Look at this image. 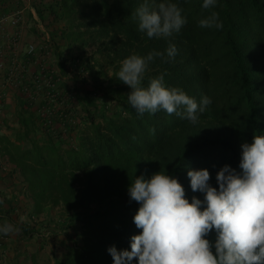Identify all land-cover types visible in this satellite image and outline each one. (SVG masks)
<instances>
[{"label": "trees", "instance_id": "16d2710c", "mask_svg": "<svg viewBox=\"0 0 264 264\" xmlns=\"http://www.w3.org/2000/svg\"><path fill=\"white\" fill-rule=\"evenodd\" d=\"M142 2L0 0V17L31 5L20 44L30 75L19 83L8 79L9 67L0 72V169L16 189H0V223L19 227L0 235V264L4 256L12 264H113L107 249L131 250L141 231L133 221L139 204L128 194L136 176L167 172L190 202L203 199L192 191L188 170L207 168L218 188L217 171L225 164L239 171L241 145L264 133V0H218L209 9L203 0H173L187 22L168 38L139 31L134 14ZM213 11L222 29L199 25ZM40 23L50 34L41 53L55 58L60 78L54 92L31 79L36 56L25 61L28 44L42 43ZM170 43L175 59L157 57L143 83L164 73L168 87L198 102L209 96L196 124L163 110L139 115L127 100L132 89L116 77L125 58ZM216 236L213 230L207 238ZM56 239L64 243L62 255ZM50 245L51 260L44 257Z\"/></svg>", "mask_w": 264, "mask_h": 264}, {"label": "clouds", "instance_id": "9594fccd", "mask_svg": "<svg viewBox=\"0 0 264 264\" xmlns=\"http://www.w3.org/2000/svg\"><path fill=\"white\" fill-rule=\"evenodd\" d=\"M217 3L203 0L202 7ZM182 11L173 0H143L134 15L139 31L149 38H168L186 24ZM198 23L205 28L224 27L215 11ZM177 54L173 43L146 56L132 54L122 61L116 77L132 89L127 100L139 115L163 110L196 124L212 103L209 96L198 102L182 88L168 87L164 73L152 77L147 87L143 83L152 61L160 57L168 62ZM241 149L239 171L230 164L217 171L218 188L210 183L207 168L188 170L192 191L202 193L203 199L192 196L190 202L182 183L167 172L147 179L136 176L128 194L139 204L133 221L141 231L131 237V250H118L115 245L107 249L113 264H264V133L254 135ZM213 230L214 242L207 238ZM16 231L17 225L0 223V235Z\"/></svg>", "mask_w": 264, "mask_h": 264}, {"label": "built area", "instance_id": "2783aa9c", "mask_svg": "<svg viewBox=\"0 0 264 264\" xmlns=\"http://www.w3.org/2000/svg\"><path fill=\"white\" fill-rule=\"evenodd\" d=\"M24 8L15 9L10 14H5L0 17V72L9 67L8 78L11 81L21 82V78L25 77L27 73L30 75V70L24 66V60L21 59L20 53L22 48L20 47L23 34V26L26 23V17L24 14ZM38 18V17H37ZM39 27L42 32V43L36 44L31 42L25 49V53L28 54L25 61L29 62L31 56H36L34 59L33 67H39L38 73H31V79L35 82L37 89H41V86L50 88L51 92L57 88V80L59 77L55 75V71L52 70V64L47 59V56L41 53L42 49L46 47L45 39H50L48 29L44 24L40 23ZM23 60V62H22ZM20 78L14 79L20 74ZM43 80V81H42ZM25 91H30V86H24ZM49 94V92H48Z\"/></svg>", "mask_w": 264, "mask_h": 264}, {"label": "rangeland", "instance_id": "374dc122", "mask_svg": "<svg viewBox=\"0 0 264 264\" xmlns=\"http://www.w3.org/2000/svg\"><path fill=\"white\" fill-rule=\"evenodd\" d=\"M30 3L27 5V7L26 8H24V14H25V17H26V23H28L29 22V19H28V15H27V11H28V9L30 8ZM20 9H22V8H20ZM41 25H39V27H40ZM46 28V27H45ZM47 29V28H46ZM24 31V30H23ZM90 50H93V48H90ZM51 55V54H50ZM49 62H51V63H54L55 62V58L52 56V58L51 59H49ZM8 117H6L7 118V120L9 119V120H11L13 117H11L12 115L10 114V115H7ZM9 122V121H8ZM15 124H14V122H10V126H14ZM1 130H4L3 128H1ZM12 130V129H11ZM10 130V131H11ZM6 131V130H5ZM6 132H9V130H7ZM12 133H13V130H12ZM6 175H4V173L1 171V169H0V189H10L9 188V185H6L7 183H9V182H6V181H4V179H2L3 177H5ZM6 183V184H5ZM11 188H12V186H11ZM54 239V238H53ZM57 240V243L55 244V246H56V253H58L59 255H62L63 253H64V243H62L61 242V239H56ZM55 240V241H56ZM54 240H52L51 241V245H53L52 244V242H53ZM16 242L15 241H13V240H11L10 241V245L8 246L9 248H11L12 246H14V244H15ZM51 245L48 247V249L45 251V256L44 257H46V258H48L49 260H51L52 259V249H51ZM4 260L2 261V263L1 264H12L10 261H9V259L8 258H6L5 256H4Z\"/></svg>", "mask_w": 264, "mask_h": 264}, {"label": "crops", "instance_id": "0c3cea01", "mask_svg": "<svg viewBox=\"0 0 264 264\" xmlns=\"http://www.w3.org/2000/svg\"><path fill=\"white\" fill-rule=\"evenodd\" d=\"M4 1H6V0H4ZM16 9H17V8H16ZM5 10H8V12H9V11H10V12L12 11L11 8H5V9H3V11H5ZM2 13H4V12H2ZM2 13H1V10H0V15H1ZM28 29H29V28H28ZM28 29H27V30H28ZM27 30H25V35L27 34ZM23 32H24V31H23ZM34 36H35V35H34ZM34 36H32V37H34ZM9 99H10V98H9ZM9 101H10V100H9ZM7 103H8V101H7ZM7 103H6V104H7ZM11 107H13V105H11ZM9 108H10V107H9ZM2 112H3V111H0V114H1ZM4 175H5V174H4ZM5 184H6V183H5ZM10 184H11V182H9V183L6 184V185H9V188H10V189H8V192H12V191L14 192V191L16 190V189H15V186H12V188H11V187H10Z\"/></svg>", "mask_w": 264, "mask_h": 264}]
</instances>
